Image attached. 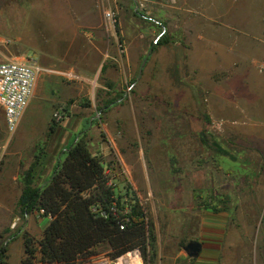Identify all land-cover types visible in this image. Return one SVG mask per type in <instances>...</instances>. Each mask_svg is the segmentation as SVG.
I'll return each instance as SVG.
<instances>
[{
    "label": "rangeland",
    "instance_id": "obj_1",
    "mask_svg": "<svg viewBox=\"0 0 264 264\" xmlns=\"http://www.w3.org/2000/svg\"><path fill=\"white\" fill-rule=\"evenodd\" d=\"M29 1L35 8L23 23L17 47L25 54L15 58H31L51 71L38 76L15 131L7 129L0 107V245L27 225L18 205L26 172L35 168L36 181L42 183L63 155L60 151L86 132L91 149L104 155L117 193L131 187L151 214L157 264H264V205L258 200L247 204V195L255 192L241 188L248 181L264 182V148L254 138V122H264V116L240 109L243 95L236 90L243 87L242 79L229 77L225 65L211 70L215 62L208 44L214 43L201 47L197 67L190 56L200 32L195 25L210 16L224 23L225 0H144L140 10L135 0ZM216 6L223 12L210 15ZM108 10L117 12L115 24L107 19ZM149 17L164 23L169 43L137 53L134 45L148 40ZM137 27L146 39L133 40L130 50L129 32ZM202 28L208 39L210 33L217 37L209 26ZM162 29L159 25L151 35L152 42ZM7 50L8 44L0 45V61ZM130 55L137 63L127 62ZM67 70L78 78L64 76ZM110 99L118 101L101 110ZM228 103L240 110V117L229 108L227 115ZM57 111L60 120L54 118ZM210 215L221 224L217 230L203 224ZM32 217L37 234L43 217ZM194 240L219 244L218 258L207 248L201 258L190 256L185 246ZM97 252L84 264H118L127 254L145 264L139 251L116 260L105 246ZM233 252L236 260L231 261ZM9 262L20 264V256L14 251Z\"/></svg>",
    "mask_w": 264,
    "mask_h": 264
},
{
    "label": "trees",
    "instance_id": "obj_2",
    "mask_svg": "<svg viewBox=\"0 0 264 264\" xmlns=\"http://www.w3.org/2000/svg\"><path fill=\"white\" fill-rule=\"evenodd\" d=\"M156 43H169L166 30L162 29ZM117 101L107 100L100 109L107 110ZM56 129L55 121L50 132ZM205 136L203 133V140ZM60 152L63 155L48 181L38 184L40 175L35 168L23 177L18 201L23 216L39 212L48 222L40 238L24 226L12 235L24 239L20 264H84L98 254L100 246L107 248L112 260L139 251L145 264H157V234L151 214L131 187L126 186L124 194L117 193L105 157L91 149L87 133ZM9 257L6 241L0 245V264H10Z\"/></svg>",
    "mask_w": 264,
    "mask_h": 264
},
{
    "label": "crops",
    "instance_id": "obj_3",
    "mask_svg": "<svg viewBox=\"0 0 264 264\" xmlns=\"http://www.w3.org/2000/svg\"><path fill=\"white\" fill-rule=\"evenodd\" d=\"M2 1H4V3L7 2L8 6H5L6 4H4V6L1 7L0 5V33L7 36L11 40V42L8 44V50L7 52H5V54H3V56L4 59L15 58L22 54H25V50L20 52L17 47L21 45V41L23 39V36L21 34L23 23L26 22L28 13L32 15L35 7L34 3L29 0H21V3L19 2V0ZM219 11L223 12L216 6L214 12H211L210 15L214 14L216 16ZM224 14L226 15V21L224 23H218L215 21L213 22L211 20L212 16H210V21L199 22L195 25V29L200 30V32L194 35L193 50L190 56H192L194 65L195 67H197V58L200 57L199 53L201 47L204 46L205 48H207L206 42L208 41L209 43H214L213 47L208 44L210 61L215 62V65L211 68V70L213 68H221L222 65H225V70L228 73L229 77L242 79L243 87L239 90H236V92L239 91L243 95V102L245 103L240 104V102L238 101L240 109L243 113H248L249 109H252L255 116L262 117L264 116V0H225ZM146 22L148 24L147 28L149 29V37L148 40H146V44H144V42H142L141 44L140 41L138 44L134 45L137 53L146 52V50L150 49L149 47L151 44L154 46L152 47V51H154L156 46H160L158 43H154V41L152 42L151 38V35L158 32V27L160 24H162L163 30L167 31L164 23H162L158 19H155L154 17H149L148 21ZM208 26L212 30L217 31V37L213 38V34L210 33V38L208 39V34L205 35L201 33L203 29L202 27ZM58 29L59 26L56 28V31ZM125 33L122 32V36H125ZM129 33L130 42L128 43V47L131 50V47L133 46V40L141 39L144 37V35L141 33V29L139 27H137V29H131ZM87 36L89 38L92 37L90 34H87ZM202 42H204L205 44L201 45ZM219 52L221 54L219 57L220 60L217 59V55ZM183 54L185 56V51L183 52ZM127 62L137 63V60H133L130 55L127 58ZM183 76H186V73H184ZM226 98L227 99H225V101L228 100V102L231 103L229 97L226 96ZM229 103L227 104L226 108L227 115L230 112L228 110L229 108L233 111L232 113L235 116L240 117L241 114L240 112H238L240 110L237 109L235 111V108L229 106ZM27 109L23 117L25 116ZM254 130V132L257 134L254 135L257 146L264 148V122H254ZM41 171V174H43L44 167H41ZM52 174L53 170L50 172V175L47 176V179L45 181H48ZM241 188L243 190L247 189L249 191L254 190L255 192V194L251 193L247 195V198L249 200V203L247 204L256 205V200H258L261 205H264L263 181L254 180L252 183L248 181L246 184L243 183ZM37 214L42 216L39 212L30 214L26 217L28 219L27 225H24V229H26L32 235H34L35 229L32 228L33 223L31 220L33 219L32 216ZM47 222L48 218L43 217V219L41 220V227L36 228L37 234H35L37 236L34 235L35 237L40 238L42 236L44 227ZM203 224H205L206 228H211L213 230H217L218 226L221 225L214 215H212L209 219L204 217ZM216 237H218V234ZM198 241L202 243V250L199 255H197L198 258H201V253L205 248L210 249L209 251L215 252L216 257L218 258V253L220 251V247H218L219 244L212 245L214 243H208L210 244V246H208L206 244V241ZM8 242L10 256L15 251L16 254L20 256L21 261L25 253L23 237L19 235L18 237H13L11 240L9 239ZM215 260L216 258H214L213 260L211 259V261ZM229 260H236L235 252L232 253V255L229 257Z\"/></svg>",
    "mask_w": 264,
    "mask_h": 264
},
{
    "label": "built area",
    "instance_id": "obj_4",
    "mask_svg": "<svg viewBox=\"0 0 264 264\" xmlns=\"http://www.w3.org/2000/svg\"><path fill=\"white\" fill-rule=\"evenodd\" d=\"M144 0H135L137 9L143 8ZM112 23L117 21V12L108 10L105 12ZM11 40L0 33V45H7ZM51 71L31 58H8L0 61V107L4 112L6 127L9 131H15L28 108L35 92L38 76ZM69 79L78 78L72 70L62 72ZM56 120L62 118L60 111L54 114Z\"/></svg>",
    "mask_w": 264,
    "mask_h": 264
},
{
    "label": "water",
    "instance_id": "obj_5",
    "mask_svg": "<svg viewBox=\"0 0 264 264\" xmlns=\"http://www.w3.org/2000/svg\"><path fill=\"white\" fill-rule=\"evenodd\" d=\"M185 250L188 252L190 256H197L202 250V243L199 241H190L186 246ZM93 264V263H90Z\"/></svg>",
    "mask_w": 264,
    "mask_h": 264
},
{
    "label": "bare ground",
    "instance_id": "obj_6",
    "mask_svg": "<svg viewBox=\"0 0 264 264\" xmlns=\"http://www.w3.org/2000/svg\"><path fill=\"white\" fill-rule=\"evenodd\" d=\"M120 262L118 264H143L141 259L136 254H127V256L119 258ZM126 259H129L126 262Z\"/></svg>",
    "mask_w": 264,
    "mask_h": 264
}]
</instances>
